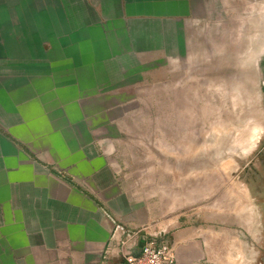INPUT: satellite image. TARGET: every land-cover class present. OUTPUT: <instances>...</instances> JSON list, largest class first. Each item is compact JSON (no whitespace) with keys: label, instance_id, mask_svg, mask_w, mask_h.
<instances>
[{"label":"crops","instance_id":"obj_1","mask_svg":"<svg viewBox=\"0 0 264 264\" xmlns=\"http://www.w3.org/2000/svg\"><path fill=\"white\" fill-rule=\"evenodd\" d=\"M228 38L254 69L264 0H0V264H122L148 237L173 243L177 264L213 261L215 227L178 217L136 234L118 223L127 198L96 133L138 86L181 59L199 67Z\"/></svg>","mask_w":264,"mask_h":264},{"label":"rangeland","instance_id":"obj_2","mask_svg":"<svg viewBox=\"0 0 264 264\" xmlns=\"http://www.w3.org/2000/svg\"><path fill=\"white\" fill-rule=\"evenodd\" d=\"M230 40L199 67L181 59L160 84L138 86L96 142L127 198L125 229L155 233L182 217L223 233L209 264H264V56L247 68L251 55L228 52Z\"/></svg>","mask_w":264,"mask_h":264},{"label":"built area","instance_id":"obj_3","mask_svg":"<svg viewBox=\"0 0 264 264\" xmlns=\"http://www.w3.org/2000/svg\"><path fill=\"white\" fill-rule=\"evenodd\" d=\"M128 264H177V251L173 243L157 237L148 238L139 254L127 253Z\"/></svg>","mask_w":264,"mask_h":264},{"label":"water","instance_id":"obj_4","mask_svg":"<svg viewBox=\"0 0 264 264\" xmlns=\"http://www.w3.org/2000/svg\"><path fill=\"white\" fill-rule=\"evenodd\" d=\"M122 264H128V262L125 260Z\"/></svg>","mask_w":264,"mask_h":264}]
</instances>
